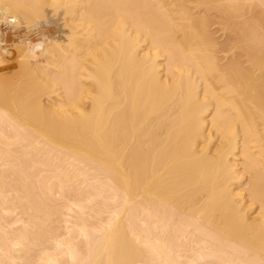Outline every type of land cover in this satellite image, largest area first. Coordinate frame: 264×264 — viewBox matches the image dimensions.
Here are the masks:
<instances>
[{
    "label": "bare ground",
    "instance_id": "1",
    "mask_svg": "<svg viewBox=\"0 0 264 264\" xmlns=\"http://www.w3.org/2000/svg\"><path fill=\"white\" fill-rule=\"evenodd\" d=\"M55 17L0 72V264H264V0H0V38Z\"/></svg>",
    "mask_w": 264,
    "mask_h": 264
},
{
    "label": "rangeland",
    "instance_id": "2",
    "mask_svg": "<svg viewBox=\"0 0 264 264\" xmlns=\"http://www.w3.org/2000/svg\"><path fill=\"white\" fill-rule=\"evenodd\" d=\"M53 15V13L51 14H49V17L50 16H52ZM51 19V18H50ZM55 19V21L57 22V20L58 19H56V17L54 18ZM52 20H53V18H52ZM61 20V19H60ZM59 23V24H58ZM62 23H63V21H62ZM61 23V21L59 22H57V23H54V22H50V23H42V25H39L38 27H36V29L35 28H33V30H28L27 29V27L25 28V25L24 24H22V26L20 27V28H18V29H14L15 31H13V29H10V28H6L5 26H3V31L5 32L6 30H7V32H5L2 36H1V38H0V46H2V47H0V51L2 50V53L4 54V57H3V59L5 58H7L1 65H0V72H5V70H7V73H8V71H11V73H13V71L14 70H16L17 69V60H18V58H17V53H18V51H19V47L21 46V40H23L28 34H30L31 36H34V34L32 35V33L34 32H36L37 31V29H39L40 31H39V33H41L42 35H46V36H52V34H53V36H57L58 37V35H60V37H62V33H63V31L65 30L64 28H63V26L62 25H60V24H62ZM44 24H46V25H44ZM57 24V25H56ZM24 25V26H23ZM53 25V26H52ZM42 26V27H41ZM55 26V27H54ZM59 28H58V27ZM2 27V26H1ZM6 28V29H5ZM10 30H12V31H10ZM56 32H55V31ZM62 30V31H61ZM11 32H13V33H11ZM28 32V33H27ZM32 32V33H31ZM38 32V31H37ZM44 32V33H43ZM61 32V33H60ZM10 33L12 34V35H10ZM60 33V34H59ZM51 34V35H50ZM55 34H57V35H55ZM25 35V36H24ZM4 37H6V38H4ZM12 37V38H11ZM37 37H39V38H41V36H37ZM3 39H7L6 41H4ZM13 39V40H12ZM4 42H3V41ZM11 40V41H10ZM1 41L3 42V44L1 43ZM9 41H10V44H9ZM7 42V43H6ZM5 43H6V45H5ZM19 45V46H17V45ZM12 45V46H11ZM8 46V47H7ZM3 47H7V48H4L3 49ZM11 47V48H10ZM12 48H13V50H12ZM6 50V51H5ZM7 52V53H6ZM8 52H9V54H8ZM12 55H11V54ZM13 54H14V57H13ZM12 58V59H11ZM8 59H9V62H8ZM11 59V60H10ZM11 61V62H10ZM7 62V63H6ZM14 63V64H13ZM12 68V69H11ZM8 74H10V72L8 73Z\"/></svg>",
    "mask_w": 264,
    "mask_h": 264
}]
</instances>
